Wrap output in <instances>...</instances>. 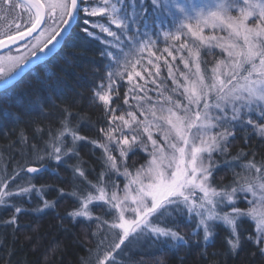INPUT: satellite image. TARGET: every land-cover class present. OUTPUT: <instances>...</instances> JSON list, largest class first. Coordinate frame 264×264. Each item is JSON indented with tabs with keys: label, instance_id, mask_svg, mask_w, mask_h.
Here are the masks:
<instances>
[{
	"label": "snow or ice",
	"instance_id": "6c2138e0",
	"mask_svg": "<svg viewBox=\"0 0 264 264\" xmlns=\"http://www.w3.org/2000/svg\"><path fill=\"white\" fill-rule=\"evenodd\" d=\"M81 13L86 17L82 32L94 39L99 36L89 30L88 18L101 17L107 21V26L92 22L91 27L112 38L104 41L108 47L101 55L109 60V67L117 66L115 71L106 73L108 84L98 85L100 90L94 92V99L103 105L107 116L108 127L99 130L104 142L80 135L70 126L72 114L65 110L57 134L53 136L50 132L45 149L36 152L35 163L39 167L29 166L26 172L39 174L47 168L45 161H54L57 167H68L75 179L94 189L95 194L86 190L81 194L76 190L75 179L70 194L57 189L61 195H71L79 202L80 206L68 213L74 219H93L89 205L94 202H104L110 212L114 211L111 223H104L110 229L119 230L116 241L109 245V250L97 255L95 264H109V261L116 264L114 253L130 236L133 239L147 236L154 243L177 248L187 244L186 237L176 230L174 214L195 219L192 235L202 234L205 246L214 237L219 223L229 230L227 243L235 253L241 244L238 229L244 219L255 223L256 232L255 237L249 235L246 239L253 240L257 246L264 245V160L256 161L254 152L246 153L243 149L235 156L229 154L237 132L246 133L250 129L253 136L241 137L246 143L255 136L264 142V0H205L203 3L188 0H0V20L6 21L10 16L23 20L0 31V49H8L0 55V89L6 91L30 63L41 58L39 54L47 56L59 43L62 33L74 22L79 23ZM167 18H171L175 31H165V38L180 42L181 52L188 51L187 58L181 56L184 68L188 69V73H179L184 78L183 83L173 75L171 66L168 72L176 86L172 91L178 92L187 103L174 100L171 95L164 96L158 88L163 104L157 108L147 96L146 85L136 82V77L143 79L141 73L135 71L140 59L129 57L133 51L137 54L149 51L156 56L151 51L154 46L151 38L145 41L142 37H148L147 29L155 28L158 23L163 25ZM113 25L118 31L112 30ZM205 29L211 34L205 35ZM182 36L192 38V44L188 39L182 41ZM26 40L25 51L12 55L11 46ZM202 47L219 48L223 56L210 74L201 69ZM16 51L19 53V48ZM165 52L176 59L169 49ZM125 73L131 85L128 94L136 104L129 105L126 95L123 104L129 107L118 115L120 105L113 107V85L115 78L122 79ZM158 73L157 67L156 75ZM151 82L156 83L155 78ZM36 102L42 104L43 98L38 96ZM142 102H147L148 107ZM132 108L137 109L143 119ZM15 118V113L0 109V122ZM80 142L102 150L107 172L127 178L122 195L115 183L109 192L103 182L104 173L100 174L98 184L87 180L78 151ZM137 149H142L149 158L133 175L128 171L127 160L129 153L134 155ZM113 151L120 157L119 166ZM217 156L232 170L233 176L229 184L219 187L213 184L214 173L221 166ZM249 156L252 158L248 159ZM72 159L77 163L69 165ZM120 167L124 168L123 172ZM8 188V178L0 180V204H5L6 197L30 195L35 191L42 198V208L38 210L55 206V201L43 199L45 186L37 189L36 185L29 184L18 187L17 191L3 190ZM241 201L249 207L241 208ZM20 211L19 207L15 208V212ZM14 222L15 216L9 223ZM100 243L103 244V240ZM260 251L264 253V247H260Z\"/></svg>",
	"mask_w": 264,
	"mask_h": 264
},
{
	"label": "trees",
	"instance_id": "16d2710c",
	"mask_svg": "<svg viewBox=\"0 0 264 264\" xmlns=\"http://www.w3.org/2000/svg\"><path fill=\"white\" fill-rule=\"evenodd\" d=\"M82 19L83 16L59 52L0 92V109L16 114L14 120L0 122V180L8 178L9 185L3 190L17 191L18 187L29 184L36 185L37 189L45 186L43 199L55 201L54 207L40 211L42 198L35 191L30 195L5 198V204H0V264H88L103 236L101 218L89 220L68 216L80 206L71 195H61L57 191L59 188L69 194L73 191L75 178L68 167H57L54 161H45L47 168L43 172L35 175L26 172L29 166L39 167L35 163L36 152L45 149L50 132L53 136L57 134L65 110L72 114L70 126L80 135L104 142L99 130L107 128V116L103 105L94 99V92L98 85L107 81L109 61L101 55L106 49L104 42L82 32ZM200 52L202 70L208 73L218 60L219 52L208 49ZM123 86L113 103L118 104L124 98ZM38 96L43 98L42 104L36 102ZM21 134L27 139L24 140ZM253 135L251 130L237 132V138L229 147L230 156L243 149L246 153L254 152L256 161L264 160V142L259 136L248 139L247 143L241 138ZM78 151L87 180L98 184L100 174L104 173V185L110 188L113 173L105 170L102 150L80 142ZM145 157L141 150H136L134 155L130 153L129 171L135 172L145 162ZM216 160L221 166L214 173L213 184L217 187L227 185L233 179L232 170L223 165L221 157L217 156ZM76 163L75 159L68 161L69 165ZM13 176L15 180L11 179ZM75 187L81 194L85 190L94 193V189L78 179H75ZM16 207L21 209L19 213L15 212ZM92 208L98 215L104 211L98 203ZM14 216L15 222L9 223ZM176 225L188 240L187 244L178 248L157 244L155 250L134 253L130 257L132 264H264L260 247L246 239L254 234V223L249 219L239 225L241 244L235 253L227 243L229 230L222 224H217L216 233L207 246L202 234L192 235L194 225L191 220L183 219Z\"/></svg>",
	"mask_w": 264,
	"mask_h": 264
},
{
	"label": "rangeland",
	"instance_id": "374dc122",
	"mask_svg": "<svg viewBox=\"0 0 264 264\" xmlns=\"http://www.w3.org/2000/svg\"><path fill=\"white\" fill-rule=\"evenodd\" d=\"M188 2L203 3V2H205V0H188ZM81 16H83V19L86 18V17H84L83 13H81ZM88 19L90 20V24L88 25L89 30L96 33V35L99 36L100 40H102L104 42L105 40H111L112 39L111 37H108L106 33H101L98 28H92L91 27L92 22L104 23L107 26V21L104 18L92 17V18H88ZM176 23H178V21ZM112 30L118 31L114 25L112 26ZM165 31H173V32L175 31V27H174L173 22H171V18L165 19L163 25H160L158 23L155 28H151V27L148 28L147 29L148 37H142V39H144L145 41L149 37L151 38L153 45H154L151 48V51L155 52L156 56L150 55L149 51H145L142 54H137L135 51H133V53L129 57V59H132V60H135L137 58L140 59V63L136 65L135 71L140 72L143 79H141L140 77H136L135 78L136 82H138L141 86L146 85L147 96L152 98V104H155L157 106V108H159L161 106V104H163V97L158 96V91H157L158 88L160 91H163L164 96L171 95L174 100H181L183 103H185V104L187 103V101L184 100V98L181 97L178 92L172 91V89L175 88L176 86H175V84H173L172 78L169 77L168 72H169V66H171L172 71H173V75L176 76V78L178 80H180L181 83H183L184 78L182 76H180L179 73L180 72L188 73V69L184 68L183 61L181 60V56L183 55L185 58H187L188 57V51H187V49H185V50H183V52H181L179 50V47H178L180 42H174L170 39H166L164 34H163ZM204 34L209 35L211 33L208 29H205ZM184 39H188L189 44H192V42H193V39L190 37L182 36V41ZM105 46H106V48L108 47L106 44H105ZM166 48L169 49L170 51H172V55L176 57L175 60L172 59V56H168L167 52H165ZM203 49H207V48L202 47L200 49V51ZM125 51H127V49H125ZM212 51H218L219 52L218 60L223 58V56L220 55V49L219 48L212 49ZM156 57H160V59H157ZM149 60L152 61L151 64L148 63ZM190 66H191V61H190ZM157 67L159 69L158 75H156ZM116 68H117V66L115 64H112L108 70L109 71H115ZM201 69H202V67H201ZM120 70L122 71L123 68H121ZM129 71H131L130 68H129ZM149 73H152L153 75L150 76ZM210 73H211V70L208 71V73H206V74H210ZM153 78H155L156 83L151 82L153 80ZM189 78L190 79L192 78L190 73H189ZM103 84L107 85L108 80ZM122 86L124 88L125 96L126 95L128 96L129 105H135L136 101L134 99H132L131 95L128 94V89L131 85L129 84V82L127 80V73H125V75L122 79L121 78H115V84L113 85V102L119 98V88ZM99 90L100 89L98 88L97 91H99ZM117 93H118V95H117ZM139 94L144 95V93H139ZM142 103L144 104V107H148L147 102H142ZM117 105H120V107H117V114L118 115L121 114V111L123 109H128V107H129V105L123 104V99L118 104L113 103V107H116ZM131 110L137 111L138 117L140 119H143V116L140 115V112L137 109L132 108ZM253 119L255 120L256 117L254 116ZM249 131H250V129H249ZM248 132H246V133H248ZM137 150H141L144 153V155L146 156L145 162L142 164V165H145L147 162V159L149 158L148 154L146 152H144L142 149H137ZM113 155H116L118 166H119L120 157H119L118 153L113 151ZM120 171L123 172L124 168L120 167ZM128 171H129V169H128ZM135 172H131V173L133 175H135ZM112 183H115L118 186L119 190H121L120 194L122 195V189H123L124 185L127 183V178L122 176V175H117V174L113 173V182ZM105 186L107 187L109 192L112 190V185L110 188L107 185H105ZM93 194H95V190H94ZM249 199H251L250 196H249ZM94 203H98L103 207L104 211L101 215H98L94 212V209L92 208ZM94 203L89 205V208H90L91 212L93 213V219H97V217L102 219L101 221L103 222L104 231H103V236H101V239L99 240V243H98V246L95 250V253L92 256L90 263H88V264H95L97 255L98 254L102 255L103 251L109 250V245L116 241V236H117V233L119 232V230L110 229L109 225L104 223V221H109V223H111V221L115 218L114 211L110 212L108 210V205H106L104 202H94ZM239 206L241 208L249 207V205L244 201H241L239 203ZM152 219H153V221H155L156 218L153 217ZM183 219L191 220L193 225L195 224L194 218L190 219L188 216H186L184 214H180V215L174 214L175 223H177L178 221L183 220ZM169 221H168V223H169ZM161 226H164V225L161 224ZM169 226H172V223H169ZM255 236H256V232H255V223H254L253 237H255ZM161 239H163V238H161ZM101 240H103V244L100 243ZM157 244L159 245L162 243L161 242H155L154 243L147 236L140 237L139 239H133L130 236L129 240L125 242V245H122L121 249L117 250V252L114 253V256L116 259V264H132L130 257L134 253H136V252L139 253L143 250L144 251L155 250L157 248L156 247ZM259 247H264V245H261ZM109 264H111V261H109Z\"/></svg>",
	"mask_w": 264,
	"mask_h": 264
},
{
	"label": "water",
	"instance_id": "95a60500",
	"mask_svg": "<svg viewBox=\"0 0 264 264\" xmlns=\"http://www.w3.org/2000/svg\"><path fill=\"white\" fill-rule=\"evenodd\" d=\"M75 25H76V22H74V23L72 24V26H71L70 28L67 29V31H66L65 33H62L61 37L58 38L59 43L56 44L55 48H53V50H52L51 52H49L47 56H44L42 53L39 54V56H40L41 58H40L39 60H37L36 63H30V66L25 70V72H23V73H21L19 76H17V77H16V80L12 81V83L9 85L8 88L12 87L15 83H17L19 80H21V79H22L27 73H29L32 69H34V68H36L37 66H39L40 64H42V63L48 61V60H49L50 58H52L57 52H59V51L63 48V46H64V44H65L67 38H68V37L70 36V34L72 33V31H73ZM28 39H31V38H28ZM26 41H27V40H26ZM26 41L18 42L17 45H20V44H22V43H24V42H26ZM17 45L11 46V48H13V47H15V46H17ZM7 50H8V49H0V54L3 53V52H5V51H7ZM32 59L35 60L36 58H32ZM2 91H4V90H3V89H0V92H2ZM41 172H43V170H42ZM41 172H40V173H41ZM29 174H31V175H35L36 173H29Z\"/></svg>",
	"mask_w": 264,
	"mask_h": 264
},
{
	"label": "flooded vegetation",
	"instance_id": "af4514ba",
	"mask_svg": "<svg viewBox=\"0 0 264 264\" xmlns=\"http://www.w3.org/2000/svg\"><path fill=\"white\" fill-rule=\"evenodd\" d=\"M14 22H19V23H23V20L22 19H17L15 16H10L9 18H8V20H0V31H2V30H4V29H6L7 27H8V25L9 24H13ZM27 42V41H26ZM26 42H24V43H26ZM24 43H22V44H20V45H17V46H15V47H13L12 48V55H17V54H22L24 51H25V49L23 48V44ZM17 48H19V53L16 51V49ZM8 52V50L7 51H5V52H3V53H1L0 55H4L5 53H7Z\"/></svg>",
	"mask_w": 264,
	"mask_h": 264
}]
</instances>
